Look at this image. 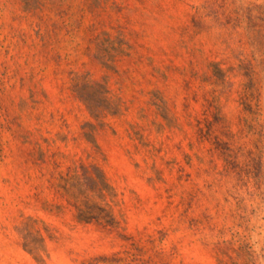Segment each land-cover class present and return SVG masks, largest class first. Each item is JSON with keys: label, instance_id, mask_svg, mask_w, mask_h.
<instances>
[{"label": "rangeland", "instance_id": "obj_1", "mask_svg": "<svg viewBox=\"0 0 264 264\" xmlns=\"http://www.w3.org/2000/svg\"><path fill=\"white\" fill-rule=\"evenodd\" d=\"M0 264H264V0H0Z\"/></svg>", "mask_w": 264, "mask_h": 264}]
</instances>
